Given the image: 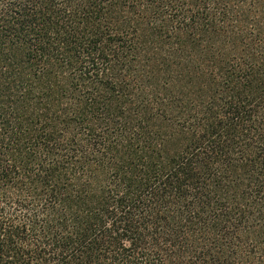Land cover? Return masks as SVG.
Wrapping results in <instances>:
<instances>
[{
	"label": "trees",
	"instance_id": "1",
	"mask_svg": "<svg viewBox=\"0 0 264 264\" xmlns=\"http://www.w3.org/2000/svg\"><path fill=\"white\" fill-rule=\"evenodd\" d=\"M0 264H264V0H0Z\"/></svg>",
	"mask_w": 264,
	"mask_h": 264
}]
</instances>
